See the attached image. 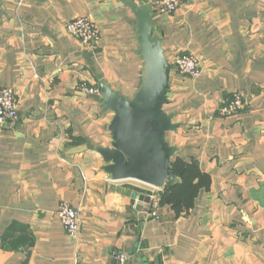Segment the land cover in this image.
<instances>
[{
    "label": "crops",
    "instance_id": "0c3cea01",
    "mask_svg": "<svg viewBox=\"0 0 264 264\" xmlns=\"http://www.w3.org/2000/svg\"><path fill=\"white\" fill-rule=\"evenodd\" d=\"M147 4L170 62L194 53L201 75L174 68L169 103L180 123L176 156L211 176L194 207L149 215L148 191L114 181L97 151L112 142L114 113L100 93L132 98L142 83L136 17L120 0H0V92L12 88L18 118L0 122V264H264V0H183L170 14ZM88 18L85 46L65 28ZM242 94L239 114L220 108ZM81 215L76 236L56 212ZM125 255V260H120Z\"/></svg>",
    "mask_w": 264,
    "mask_h": 264
},
{
    "label": "water",
    "instance_id": "95a60500",
    "mask_svg": "<svg viewBox=\"0 0 264 264\" xmlns=\"http://www.w3.org/2000/svg\"><path fill=\"white\" fill-rule=\"evenodd\" d=\"M136 17L137 52L143 58L142 83L132 98L100 82L104 105L114 116L108 130L110 146L97 151L104 161L105 172L114 181L134 180L163 189L176 183L172 163L180 148L169 142L168 134L176 132L180 123L175 113L165 110L169 103V78L174 66L161 44V34L155 29L147 4L135 0H120Z\"/></svg>",
    "mask_w": 264,
    "mask_h": 264
},
{
    "label": "built area",
    "instance_id": "2783aa9c",
    "mask_svg": "<svg viewBox=\"0 0 264 264\" xmlns=\"http://www.w3.org/2000/svg\"><path fill=\"white\" fill-rule=\"evenodd\" d=\"M183 0H152V5L155 11L160 14H170L177 11ZM66 30L81 44L85 46H92L99 38V31L97 24L88 18H76L66 22ZM171 64L174 69L182 76H187L193 80L201 75V64L197 55L194 53L177 55ZM81 89L84 92L100 93L99 88L89 87L83 85ZM18 99L12 88H5L0 92V122L14 121L18 118ZM244 108V98L240 93H234L228 98L220 108L222 116H232L239 114ZM144 184V183H142ZM148 191L149 198V215L152 218H160L161 209V191L149 185L144 184ZM58 218L61 220L67 234L76 236L81 229V215L80 211L68 202H61L57 212ZM126 256L121 255L120 260H125Z\"/></svg>",
    "mask_w": 264,
    "mask_h": 264
},
{
    "label": "trees",
    "instance_id": "16d2710c",
    "mask_svg": "<svg viewBox=\"0 0 264 264\" xmlns=\"http://www.w3.org/2000/svg\"><path fill=\"white\" fill-rule=\"evenodd\" d=\"M172 169L177 176L176 183H167L162 189L161 205H169L176 216L188 213L195 204L201 189H209L211 176L204 173L196 160L186 161L176 156Z\"/></svg>",
    "mask_w": 264,
    "mask_h": 264
},
{
    "label": "rangeland",
    "instance_id": "374dc122",
    "mask_svg": "<svg viewBox=\"0 0 264 264\" xmlns=\"http://www.w3.org/2000/svg\"><path fill=\"white\" fill-rule=\"evenodd\" d=\"M93 46V45H92ZM92 46H90V47H92ZM136 182V181H135Z\"/></svg>",
    "mask_w": 264,
    "mask_h": 264
}]
</instances>
